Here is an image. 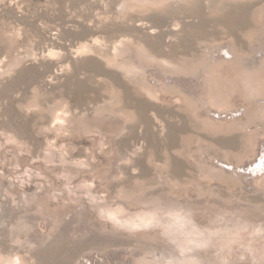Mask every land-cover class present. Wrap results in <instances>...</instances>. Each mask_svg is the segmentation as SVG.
Instances as JSON below:
<instances>
[{
	"label": "rangeland",
	"instance_id": "374dc122",
	"mask_svg": "<svg viewBox=\"0 0 264 264\" xmlns=\"http://www.w3.org/2000/svg\"><path fill=\"white\" fill-rule=\"evenodd\" d=\"M0 264H264V0H0Z\"/></svg>",
	"mask_w": 264,
	"mask_h": 264
}]
</instances>
